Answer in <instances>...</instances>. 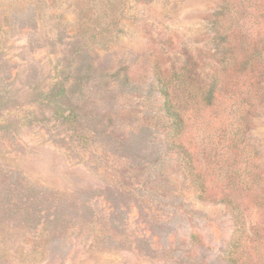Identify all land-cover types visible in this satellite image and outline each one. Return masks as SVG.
I'll list each match as a JSON object with an SVG mask.
<instances>
[{
    "label": "rangeland",
    "instance_id": "obj_1",
    "mask_svg": "<svg viewBox=\"0 0 264 264\" xmlns=\"http://www.w3.org/2000/svg\"><path fill=\"white\" fill-rule=\"evenodd\" d=\"M221 1L0 0V264H264V0L218 42ZM173 70L220 78L182 138L203 193L162 143Z\"/></svg>",
    "mask_w": 264,
    "mask_h": 264
},
{
    "label": "trees",
    "instance_id": "obj_2",
    "mask_svg": "<svg viewBox=\"0 0 264 264\" xmlns=\"http://www.w3.org/2000/svg\"><path fill=\"white\" fill-rule=\"evenodd\" d=\"M246 0H222L211 14V27L214 38L220 42L225 38V31L221 27L236 21L234 16L237 10L241 9ZM234 16V17H233ZM233 18V20H232ZM230 27V26H228ZM229 31V28H227ZM221 54V51L218 49ZM155 81L158 92L162 98V107L164 117V128L166 132L162 143L166 151L174 153L177 156L184 157L178 161L182 168L184 185L192 190L205 192V185L198 183V175L195 173L194 160L192 152L188 150L183 142V134L188 128V122L195 117L198 109L211 105L216 99V92L219 89L220 78L216 71L202 70H173L165 75L157 72ZM186 157V158H185ZM234 222L239 225L236 232L244 225L243 213L238 210L234 216ZM240 235L231 241L234 249L240 248ZM224 260L226 264H245L242 260V253L226 252ZM250 264V263H247Z\"/></svg>",
    "mask_w": 264,
    "mask_h": 264
}]
</instances>
